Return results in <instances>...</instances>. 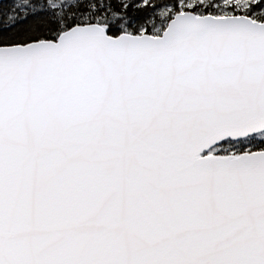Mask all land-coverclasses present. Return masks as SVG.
<instances>
[{"label":"snow or ice","instance_id":"6c2138e0","mask_svg":"<svg viewBox=\"0 0 264 264\" xmlns=\"http://www.w3.org/2000/svg\"><path fill=\"white\" fill-rule=\"evenodd\" d=\"M0 264H264V0H0Z\"/></svg>","mask_w":264,"mask_h":264}]
</instances>
